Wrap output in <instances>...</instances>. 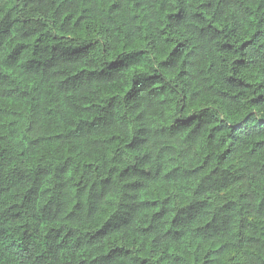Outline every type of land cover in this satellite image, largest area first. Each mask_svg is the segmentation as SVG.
<instances>
[{
	"label": "trees",
	"instance_id": "16d2710c",
	"mask_svg": "<svg viewBox=\"0 0 264 264\" xmlns=\"http://www.w3.org/2000/svg\"><path fill=\"white\" fill-rule=\"evenodd\" d=\"M0 264H264V0H0Z\"/></svg>",
	"mask_w": 264,
	"mask_h": 264
}]
</instances>
